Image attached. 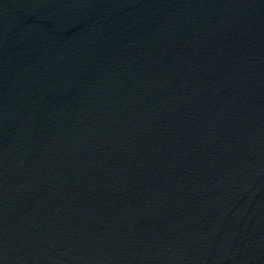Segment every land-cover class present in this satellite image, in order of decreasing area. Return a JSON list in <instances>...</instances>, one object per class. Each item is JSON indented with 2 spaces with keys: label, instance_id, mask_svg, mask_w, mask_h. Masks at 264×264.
Returning <instances> with one entry per match:
<instances>
[{
  "label": "water",
  "instance_id": "obj_1",
  "mask_svg": "<svg viewBox=\"0 0 264 264\" xmlns=\"http://www.w3.org/2000/svg\"><path fill=\"white\" fill-rule=\"evenodd\" d=\"M0 264H264V0H0Z\"/></svg>",
  "mask_w": 264,
  "mask_h": 264
}]
</instances>
